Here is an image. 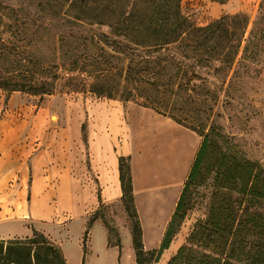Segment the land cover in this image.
I'll use <instances>...</instances> for the list:
<instances>
[{"label": "trees", "instance_id": "1", "mask_svg": "<svg viewBox=\"0 0 264 264\" xmlns=\"http://www.w3.org/2000/svg\"><path fill=\"white\" fill-rule=\"evenodd\" d=\"M56 1H59V8L67 5L68 9L63 15L50 17L49 20H54L73 40L77 39V33L90 32L92 45H97L93 42L97 40L128 60L119 67H104L100 61L82 62L79 59L62 63L64 70L78 74L69 77L79 81L78 84L70 83V91H82L87 86L88 91L98 96L119 99L124 103L142 99L140 106L164 116L167 114L159 105L163 99L161 87L165 88V93L181 84V80L174 82L169 74L170 69L175 65L187 67L191 74L185 77L187 83L203 79L195 68H209L221 62L222 41L225 38L231 40L230 36L237 38L234 48L227 54L226 61L232 64L242 47L249 22L246 13L237 12L223 15L205 26H190L181 12V0ZM47 4L54 7L50 0ZM261 19L264 20V0L260 3L255 25ZM0 21L5 24L3 19ZM43 22L48 26L52 23ZM253 31L254 28L251 34ZM61 39L63 41V37L57 41ZM84 40L88 39L84 37ZM75 48L76 45H73L69 50ZM95 67L97 69H93ZM47 68L38 67V71L29 76L0 77V88L9 93L53 94L60 76L49 73ZM215 69L217 71V66ZM164 111L167 112V109L164 108ZM168 117L177 122L171 114ZM197 133L202 136L201 144L163 239L150 255L144 246L134 202L129 158L121 156L119 159L122 202L128 215L133 218L131 237L136 263L151 264L159 260L172 243L190 208L191 189L203 185L207 190L203 195L206 199L205 217L196 222L187 243L178 249L168 264H264V167L239 151L219 125L212 124L208 132ZM95 219L89 220L83 236L84 254L87 252L89 228ZM37 237L41 240H37ZM28 238V243H8L5 251V242L0 241V264H54L49 255H53L58 264H67L61 247L48 241L43 233L33 230V235ZM35 244L45 245L43 257L39 250L33 249ZM115 244L120 247L119 235Z\"/></svg>", "mask_w": 264, "mask_h": 264}, {"label": "crops", "instance_id": "2", "mask_svg": "<svg viewBox=\"0 0 264 264\" xmlns=\"http://www.w3.org/2000/svg\"><path fill=\"white\" fill-rule=\"evenodd\" d=\"M14 94L6 100L0 93V239L30 236L29 221L53 238L60 236L67 264H91L93 257L103 264H127L121 226L120 247L109 243L100 219L89 228L86 254L82 243L91 211L100 204L120 206L127 222L119 170L124 156L144 246L158 247L195 156L193 133L152 109L119 99L93 103L77 126H50L27 105L17 108ZM178 245L174 239L162 254L168 257ZM134 256L132 264H137Z\"/></svg>", "mask_w": 264, "mask_h": 264}, {"label": "rangeland", "instance_id": "3", "mask_svg": "<svg viewBox=\"0 0 264 264\" xmlns=\"http://www.w3.org/2000/svg\"><path fill=\"white\" fill-rule=\"evenodd\" d=\"M48 1L0 0V20L3 19L5 22V24L0 23V77L29 76L36 73L38 67H48L49 73H56L60 76L56 81L54 93L44 96L22 91L9 93L3 88H0V93L7 95L6 100L10 94L15 93L16 107L21 108L27 105L34 114L39 115V121L47 120L50 126L74 127L77 126L80 116H87L89 107L93 103L110 98L88 91L87 86L82 91H70V83L78 84L79 81L71 80L69 77L78 74L64 70L61 64L71 59H79L82 62L100 61L103 62L104 67L110 65L119 67L128 60L111 48L102 46L97 40L93 41L97 45H92L89 41L92 35L90 32L77 33L75 34L77 39L73 40L66 30L59 28L54 20H49L50 17L63 15L62 13L68 9L67 5L61 9L59 1L50 0L54 5L51 8L47 4ZM261 2L262 0H181V12L190 26H205L223 15L237 12L246 13L249 19L242 47L232 64L226 60L228 52L237 43V38L234 36H230L231 40L225 38L222 41L220 54L222 61L216 63L217 71L215 65L209 68L196 67V73L202 75L203 79H194L187 83L185 77L191 75L189 69L175 65L170 69L169 74L172 75L175 83L181 80V84L173 86L165 93V88L161 87L160 94H163V99L159 105H162L161 109L164 114H167L166 117L171 114L177 119L178 124L193 133L194 139L198 141L195 155L202 141V136L197 131L206 133L210 125L217 124L239 151L243 152L248 159L259 161L264 167V20L261 19L255 25L259 17ZM44 20L52 21L51 25H46ZM253 28L254 31L251 34ZM59 37H63V41L62 39L57 41ZM84 37L88 40L85 41ZM85 43L88 46L85 47ZM73 45L77 48L73 51L69 50ZM148 92L152 93L151 89H148ZM141 101L142 99L125 103L139 108L142 107L139 104ZM160 115L163 114L160 113ZM87 119L83 124L84 130L88 126ZM84 141H86L85 132ZM69 147L71 148V145ZM206 192L203 185H197L191 189L190 208L174 237L179 243L177 249L171 253L167 251L168 257L162 254L159 260H154L151 264H168L178 249L187 243L196 222L205 217L206 199L203 195ZM94 218L100 219L106 229H109L111 243L116 242L121 226L124 232L125 263L132 264L134 250L130 234L133 218L128 215L126 222L125 213L116 204H100L91 211L90 219ZM56 222L55 220L53 222L55 226L59 225ZM26 224L29 229H32L31 235L0 239L5 242L4 251L8 243H28V237L33 235V230L43 233L48 241L61 247L60 236L57 234L53 238L36 229L34 222L28 221ZM125 227L130 229V233L125 232ZM94 233L98 237L100 230L97 228ZM37 240L41 238L37 237ZM76 240V235L71 237L73 247L76 246ZM40 245L35 244L32 247L39 250L43 257L45 245ZM147 250L146 252L150 255L152 249ZM49 258L53 259L54 264H58L53 255H49ZM95 258H92L91 264H103ZM114 262L109 260L108 264H114Z\"/></svg>", "mask_w": 264, "mask_h": 264}]
</instances>
